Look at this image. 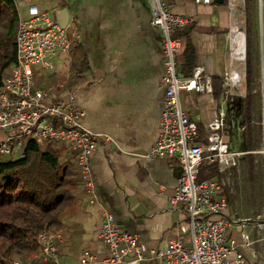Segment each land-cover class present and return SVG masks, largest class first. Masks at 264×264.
<instances>
[{"label":"crops","instance_id":"1","mask_svg":"<svg viewBox=\"0 0 264 264\" xmlns=\"http://www.w3.org/2000/svg\"><path fill=\"white\" fill-rule=\"evenodd\" d=\"M25 1L27 6L37 5L44 12L67 9L71 14L70 54L57 58L53 72L37 70L38 86L57 87V100L65 98L73 91L67 90L68 82L75 76L73 65L83 66L84 83L74 89L78 90V103L85 111L83 123L114 140L111 145L101 142L93 156L94 195L81 184L75 155L64 146L47 147L60 155L63 166L76 181L74 200L65 208L59 229L53 231L58 236V263L79 264L86 250L101 259L110 257V247L101 238L105 211L113 214L122 230L138 236L151 249H165L173 238L190 246L189 217L182 210L171 209L169 202L182 176L180 162L175 158L145 157L159 139L166 101L164 38L152 25L150 0ZM165 1L174 12L194 20L177 34L185 44L178 58L180 73L187 77L194 69H202L213 86L215 81H222L223 93V79L232 62L237 66L241 62L230 41L236 17L228 3ZM23 13L27 16V7ZM40 78L42 85L38 83ZM181 102L202 136H207L209 124L218 116L220 100L217 102L213 93L183 92ZM234 124L237 130V122ZM236 225L241 227L242 223ZM252 255L256 257L255 252ZM246 257L255 264L250 255Z\"/></svg>","mask_w":264,"mask_h":264},{"label":"built area","instance_id":"2","mask_svg":"<svg viewBox=\"0 0 264 264\" xmlns=\"http://www.w3.org/2000/svg\"><path fill=\"white\" fill-rule=\"evenodd\" d=\"M194 1L200 5L215 2ZM15 3L20 15L16 36L17 62L7 71L0 88V157L24 158L30 141L37 142L44 151L49 146H64L75 155L76 170L83 188L94 195L93 156L101 142L111 145L114 140L84 125L85 111L78 103V90L57 100V87L40 88L36 81L37 70L53 72L57 58L70 54L72 40L69 27L63 29L55 21L53 13L44 12L37 5L27 6L25 0H15ZM227 3L236 17L230 35L236 55L244 33L238 20L239 14L244 13L243 0H227ZM150 4L152 25L162 32L164 38L166 101L159 139L145 157L149 160L175 158L180 162L182 176L169 202L171 209L182 210L188 215L192 228L191 245L186 246L182 240L173 238L165 249H151L138 236L122 230L113 214L105 211L101 238L110 247L111 255L101 259L86 250L79 264H144L150 261L163 264H250L239 250L237 241L229 235L234 222L224 215L229 206L221 195V184L213 179L198 182L205 160L218 164L220 172L225 175L237 168L242 156L249 152L241 145L236 148L229 135L230 130L236 127L234 122H237V131L242 127V123L234 119L235 109L230 112L228 109L236 107V91L245 79L243 70H240V64L237 66L232 62L223 79L218 116L209 124L207 136H202L198 124L184 112L181 94H212L213 83L199 68L194 69L190 76H183L178 60L185 44L177 34L191 26L194 20L174 12L165 0H150ZM25 7L27 16L21 14ZM240 55L242 52L236 56ZM243 237L246 248L252 251L251 237L244 230ZM57 239L54 232H41L38 236L39 250L29 260L15 264H59Z\"/></svg>","mask_w":264,"mask_h":264},{"label":"trees","instance_id":"3","mask_svg":"<svg viewBox=\"0 0 264 264\" xmlns=\"http://www.w3.org/2000/svg\"><path fill=\"white\" fill-rule=\"evenodd\" d=\"M252 3L253 0H243L242 4L249 19L248 24L251 22ZM19 21L20 15L15 0H0V88L3 87L7 71L17 62L16 36ZM246 42L247 83L250 87L254 73L251 27ZM73 70L75 76L68 82L67 90H74L84 83V67L74 64ZM213 89V96L219 102L222 81H215ZM250 97L251 93L245 99V121L249 125L247 148L252 152L255 151V142L252 136ZM249 159L250 163L254 164L253 154L249 155ZM72 175V172L63 166L58 153L51 148L44 151L35 141L28 143L22 159L0 157V264L29 260L39 250V234L59 229L65 208L74 200L72 190L76 181ZM223 175L218 164L204 171L202 165L199 179L213 176L212 179L221 184ZM226 194L229 202L228 191ZM228 211L224 215L231 219V211Z\"/></svg>","mask_w":264,"mask_h":264},{"label":"rangeland","instance_id":"4","mask_svg":"<svg viewBox=\"0 0 264 264\" xmlns=\"http://www.w3.org/2000/svg\"><path fill=\"white\" fill-rule=\"evenodd\" d=\"M251 22L248 24L249 19L247 13L241 12L238 20L241 21L242 29L244 31L242 35V42L246 43L245 49L242 51V55L237 59L240 60V70L245 76L244 82L242 81V87L238 89L236 101L242 103V112L239 114V122L242 123L241 131L230 130L236 132L232 138L233 144L241 145L242 148L248 151V133L249 125L245 121L246 112L245 99L251 93L249 100V108L251 110L252 118V130L253 140L255 142V151L248 152L240 159V165L235 170L228 171L225 175V179L222 180L221 195L227 197L230 196L228 206L231 211V219L235 225L230 229L229 235L235 239L240 247V250L250 255V259L254 260L255 264H264V224H255L254 221L264 222V0H253L251 5ZM21 14L24 15L23 10ZM251 27L252 39H253V51H252V67H253V83L252 86H248L247 83V35L248 30ZM246 33V39H245ZM243 42V43H244ZM243 60V61H242ZM42 78L38 79V83L42 85ZM244 105V106H243ZM237 110V107H236ZM206 137V136H205ZM254 155V164L250 163L249 155ZM215 164L205 160L203 163V171L212 168ZM213 176H207L203 179H199V183L208 179H212ZM227 190H226V189ZM252 221L245 223L244 226H237V222ZM243 230L250 235L252 240L251 250L246 248V240L243 237ZM252 252L256 254L253 258Z\"/></svg>","mask_w":264,"mask_h":264},{"label":"water","instance_id":"5","mask_svg":"<svg viewBox=\"0 0 264 264\" xmlns=\"http://www.w3.org/2000/svg\"><path fill=\"white\" fill-rule=\"evenodd\" d=\"M216 4L218 5H224L226 3V0H215ZM53 17L55 19V21L63 28V29H67L69 27V25L71 24V14L69 12V10L67 9H63V10H56L53 12ZM241 104V103H239ZM232 109H235V107L233 108H229L228 112L232 111ZM247 222H252V221H242L240 223H242V225H244ZM252 223L255 224H264V222H260V221H254Z\"/></svg>","mask_w":264,"mask_h":264},{"label":"flooded vegetation","instance_id":"6","mask_svg":"<svg viewBox=\"0 0 264 264\" xmlns=\"http://www.w3.org/2000/svg\"><path fill=\"white\" fill-rule=\"evenodd\" d=\"M246 102V101H245ZM240 102H238V100L236 101V103H235V106L237 107V110H236V107H235V112H234V115H235V117H234V119L235 120H237V121H239L238 119H240L239 118V114L242 112V103L241 104H239ZM244 106V105H243ZM245 109H246V104H245ZM240 112V113H239ZM245 112V111H244Z\"/></svg>","mask_w":264,"mask_h":264},{"label":"bare ground","instance_id":"7","mask_svg":"<svg viewBox=\"0 0 264 264\" xmlns=\"http://www.w3.org/2000/svg\"><path fill=\"white\" fill-rule=\"evenodd\" d=\"M243 42H244V41H243ZM243 42H242V45H239V47L236 48V53H237V54H240V52H241V48H242V51L245 49V42H244V43H243ZM242 46H243L244 48H243Z\"/></svg>","mask_w":264,"mask_h":264}]
</instances>
